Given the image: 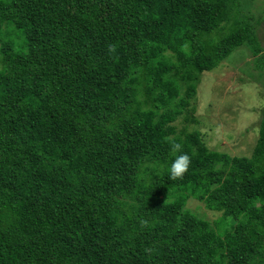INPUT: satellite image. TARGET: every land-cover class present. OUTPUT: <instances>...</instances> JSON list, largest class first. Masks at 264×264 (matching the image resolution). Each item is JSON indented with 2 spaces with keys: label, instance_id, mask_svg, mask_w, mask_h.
Listing matches in <instances>:
<instances>
[{
  "label": "trees",
  "instance_id": "obj_1",
  "mask_svg": "<svg viewBox=\"0 0 264 264\" xmlns=\"http://www.w3.org/2000/svg\"><path fill=\"white\" fill-rule=\"evenodd\" d=\"M254 1L0 0V264H264V103L250 155L174 124L238 47L264 68Z\"/></svg>",
  "mask_w": 264,
  "mask_h": 264
},
{
  "label": "rangeland",
  "instance_id": "obj_2",
  "mask_svg": "<svg viewBox=\"0 0 264 264\" xmlns=\"http://www.w3.org/2000/svg\"><path fill=\"white\" fill-rule=\"evenodd\" d=\"M248 12L262 18L257 24V34L264 48V0H255ZM252 60L249 49L240 46L217 67L202 73L187 105L188 114L196 122H186L185 115H181L174 122L177 130L184 126L196 129L211 149L230 155H250L264 103V68H255ZM185 208L196 218L211 222L219 216V212L208 210L194 196L187 199Z\"/></svg>",
  "mask_w": 264,
  "mask_h": 264
},
{
  "label": "clouds",
  "instance_id": "obj_3",
  "mask_svg": "<svg viewBox=\"0 0 264 264\" xmlns=\"http://www.w3.org/2000/svg\"><path fill=\"white\" fill-rule=\"evenodd\" d=\"M180 148L181 145L179 143L173 145V151L177 154L175 155V159L169 166V174L172 178L182 177L188 170L191 163V157L189 156V154L180 153Z\"/></svg>",
  "mask_w": 264,
  "mask_h": 264
}]
</instances>
